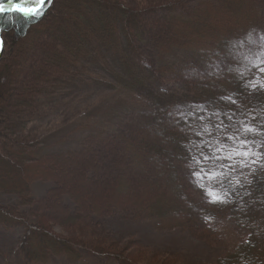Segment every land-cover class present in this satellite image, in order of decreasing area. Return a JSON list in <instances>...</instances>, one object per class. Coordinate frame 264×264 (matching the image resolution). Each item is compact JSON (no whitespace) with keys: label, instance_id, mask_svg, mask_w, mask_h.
Masks as SVG:
<instances>
[{"label":"trees","instance_id":"obj_1","mask_svg":"<svg viewBox=\"0 0 264 264\" xmlns=\"http://www.w3.org/2000/svg\"><path fill=\"white\" fill-rule=\"evenodd\" d=\"M263 1L243 0L238 9L249 17L230 32L216 29L208 5L197 0H52L38 19L15 15L9 22L0 16V194L16 199L15 204L0 205V227L17 234L22 264L45 263L51 255L63 256L68 264H81L85 256L131 264L133 253L112 247L110 238L103 240L104 247L95 243L94 232L88 238L75 234L81 224L118 214L130 221L153 217L166 230L187 228L192 238L207 245L209 238L221 243L232 233L233 245L222 249L213 264H264V167L253 166L256 171L251 173L237 166L228 177L231 183L224 184L229 191L235 189L229 202L208 203L211 197L205 193L213 185L217 192L224 189L212 176L189 174L196 166L185 167L187 149L198 154L195 143L200 138L187 131L183 120L173 123L170 115L172 110L190 112L200 106L205 120L202 124L193 118L191 127L209 125L213 137L219 120L236 127L241 121L256 127L264 123V88L259 87L264 64L255 58L249 63L243 55L233 59L231 54L233 42L264 33ZM148 49L154 57L175 49L183 55L182 62L153 68ZM214 61L221 62L218 72L211 67ZM111 62L137 78L149 67L155 84L180 85L183 94L160 95L162 111L152 125L89 132L76 149L46 153L51 134L45 136L40 123L47 112L56 109L57 100L73 98L72 88ZM217 110L219 120L212 115ZM225 113L233 116L231 122ZM247 138L264 140L255 133ZM227 143L230 150L232 142ZM205 166L215 171L211 162ZM159 180V185L172 186L168 196L157 190ZM39 182L48 188L34 197L32 189ZM113 195L114 202L92 201ZM163 196L171 204L165 210L154 204ZM183 202L189 208L181 214L173 205ZM56 228L66 235L55 234Z\"/></svg>","mask_w":264,"mask_h":264},{"label":"rangeland","instance_id":"obj_2","mask_svg":"<svg viewBox=\"0 0 264 264\" xmlns=\"http://www.w3.org/2000/svg\"><path fill=\"white\" fill-rule=\"evenodd\" d=\"M197 1H203L208 5L212 23L216 29H221V32L233 31V27L241 25L249 17L248 13L238 9L239 6H242L243 0ZM151 51L152 49H148L147 53L152 57L148 55L147 57L153 60V68H159L162 65L168 66L176 61L182 62L180 60L183 55L175 49L170 50V55L163 57H154L155 53L151 54ZM99 69V73H89L80 82V85L71 89L76 94L73 98L57 100L56 109L48 111L47 119L44 118V121L40 123V125L42 124L41 129H46L44 130L45 136L51 134L49 141L46 142L48 145L46 153H61L68 149H76L81 138L89 132L100 130L111 132L117 129H129L128 126L137 124L152 125L155 116L161 110L159 96L164 92L171 94L180 91L183 94L184 91L180 85L176 84L165 87L155 84L152 76L148 73L150 68H146V66L138 78L135 73L127 74L112 62L105 65L103 69L100 66ZM171 113L175 112L172 110ZM47 129L49 130L47 131ZM158 172L159 170L156 171V173ZM150 173L152 175V172ZM159 183L160 180L157 183L159 186L157 190L168 196L166 195L169 194L167 190H172V186L170 184L162 186ZM47 188L48 186L41 182L36 183L33 186L32 195L39 197ZM165 198L164 196L160 197V200H156L154 204L162 210L170 208L171 204ZM104 200L114 202L115 197L114 195L111 198L104 196L102 200L94 199L92 201L97 205L102 204ZM15 201L16 199L12 196L0 194V205H12L15 204ZM93 202L91 205H94ZM66 203L72 206L67 200ZM173 207L181 214L185 213L187 207L189 208L186 202L180 205L174 204ZM152 218L144 216L141 219L130 221L122 214L108 218L102 217L100 220L84 223V226L81 224L75 234L76 236L84 234L88 238L94 232L95 243L104 247L107 246L103 240L110 238L114 242H112V247L115 245L133 253L131 264H213V258L222 249L232 246L233 240H236V236L230 233L227 239L222 238L221 243L212 240L215 238L208 237L209 244L207 245L192 238L187 228L166 230L158 226L157 220H152ZM93 229L94 231H92ZM220 230V233H223V226ZM54 232L66 235L57 228ZM17 239V234L0 227V264H22L16 247ZM85 257L86 259L81 264H111L107 259H103L101 262L100 258L95 256ZM38 264L68 263L61 255H51L48 261Z\"/></svg>","mask_w":264,"mask_h":264},{"label":"snow or ice","instance_id":"obj_3","mask_svg":"<svg viewBox=\"0 0 264 264\" xmlns=\"http://www.w3.org/2000/svg\"><path fill=\"white\" fill-rule=\"evenodd\" d=\"M52 3V0H0V16L5 17L9 22H11L15 15L23 17L25 20L29 18L38 19L42 17L45 13L46 7ZM3 28V21H0V29ZM258 41V42H257ZM255 46L257 51L253 52L252 47ZM4 50V41L0 37V52ZM231 54L233 59L238 56L243 55V59L252 63L253 58L259 60L260 64H264V33H259L254 37L252 33H249L244 40L236 41L231 44ZM215 55H220V53H215ZM253 67L258 65L253 63ZM211 67L215 71L221 70V62L214 61ZM229 71H232V67L228 68ZM194 74L196 73L195 69L191 70ZM261 72H264V67L260 68ZM253 88L257 87V83L249 82ZM247 87V84H245ZM259 87L264 88V83L259 84ZM220 99H231L221 97ZM235 103V100L231 101ZM200 106L197 107L196 111L190 112H176L171 113L170 115L173 118V123L179 124L183 120L184 124L187 125V131L192 132L195 137H199L195 143V147L198 150V154L193 155L191 149H187L189 152L188 157L185 159V167H188L189 164H194L195 168H189V174L197 178H205L212 176V179L218 181L223 192H217L215 185L213 188L208 190L205 194L211 198L207 201L211 204H227L229 202L228 197L232 194L235 189L229 191L227 188H224L225 181L231 183V180L228 177L240 169L250 168L251 173L256 171V168L253 166L264 167V163H261L262 157H264V140H250L247 138L248 133H255L257 136L264 137V123L259 127L253 126L251 123L244 121L240 122V126L236 127L235 124H225L223 120H219L218 110L213 112L212 115H217L219 122L215 124V129L218 133L216 137H213L212 129L209 125L204 124L200 130L193 129L191 127V121L193 118L196 120L203 121L205 116L199 115ZM228 121L233 120L231 114H224ZM210 119V117H209ZM255 119V117H252ZM229 128H232V131L229 132ZM180 131L184 132L185 129L181 128ZM187 136V133H185ZM207 135L210 139L204 140L203 137ZM228 141H231L230 146ZM188 143H192V140L189 138ZM256 150H253V149ZM207 149V151H205ZM240 158V159H237ZM228 163L225 164L224 162ZM211 162L214 166L215 171L212 168L206 167V163ZM250 173V174H251ZM237 185L239 181L237 180ZM251 183V181H249ZM213 192H216L215 195H212Z\"/></svg>","mask_w":264,"mask_h":264},{"label":"water","instance_id":"obj_4","mask_svg":"<svg viewBox=\"0 0 264 264\" xmlns=\"http://www.w3.org/2000/svg\"><path fill=\"white\" fill-rule=\"evenodd\" d=\"M2 53H3V52H0V58H1V56H2Z\"/></svg>","mask_w":264,"mask_h":264}]
</instances>
